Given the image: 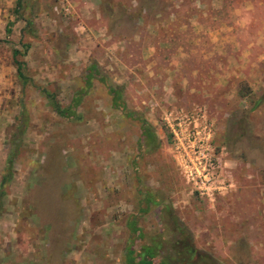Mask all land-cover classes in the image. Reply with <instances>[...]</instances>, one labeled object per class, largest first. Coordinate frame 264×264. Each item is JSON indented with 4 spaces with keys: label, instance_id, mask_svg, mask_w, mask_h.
Segmentation results:
<instances>
[{
    "label": "rangeland",
    "instance_id": "obj_1",
    "mask_svg": "<svg viewBox=\"0 0 264 264\" xmlns=\"http://www.w3.org/2000/svg\"><path fill=\"white\" fill-rule=\"evenodd\" d=\"M151 4L133 17L136 0H22L30 35L21 33L15 0H0V178L16 117L26 118L2 198L1 264H122L124 219L138 187L162 193L195 246L223 264H264V101L248 111L236 92L241 80L254 95L264 90V0ZM19 40L30 43L20 58L33 85L23 89L11 59ZM90 61L106 82L123 85L128 110L152 126L155 150L142 149L137 117L112 108L96 79L77 106L81 120L66 121L47 105L36 86L65 105L84 86ZM194 105L205 107L232 177L212 201L184 183L163 124L164 113ZM139 224L170 234L154 206ZM62 226L70 235L59 247Z\"/></svg>",
    "mask_w": 264,
    "mask_h": 264
},
{
    "label": "trees",
    "instance_id": "obj_2",
    "mask_svg": "<svg viewBox=\"0 0 264 264\" xmlns=\"http://www.w3.org/2000/svg\"><path fill=\"white\" fill-rule=\"evenodd\" d=\"M23 1L25 2L26 0ZM153 1L155 0H136V3L139 4L140 7L133 17L145 9L146 14L150 12V4ZM21 2L22 0H15L16 7L13 9L15 18L24 21L21 33L25 32L33 35L34 29L31 19L22 16L20 12H18ZM10 24L11 22L8 23V25ZM5 32H9V28H5ZM18 42L20 47L12 48L11 59L15 69L16 80L20 88L23 89L25 86L33 85L30 76H28L26 72L25 62L20 58L25 55L30 43L21 40ZM93 79L98 80V82L104 86L112 108L120 110L124 116L137 117L143 142L142 149L146 152L155 150L158 147L159 141L153 132L151 124L137 116L136 113L128 110L123 97V85L114 86L106 82L105 76L100 72L98 65L94 61H90L86 65L85 71L82 74L84 86L75 90L65 105L60 104L56 100L54 93H51L46 86L40 85L36 87L38 92L46 99L47 105H49L50 109L55 114L66 121L75 122L83 118V113L77 111V106L80 105L83 95L87 94V90ZM236 90L238 96L248 100L250 104L248 111H253L264 101V90L259 95H254L247 84L242 80L237 83ZM20 115L24 116L23 110H21ZM237 119L238 128H245L243 124L246 120L245 116L239 115ZM16 120H18V124L15 125L16 132L11 137L9 151L5 160V171L0 178V215L3 209L2 198L5 195V186L10 181L13 171L12 164L21 144V135L24 133L26 126L25 117H16ZM166 139L171 143V137L167 132ZM136 193L138 196L134 201L133 210L129 212L124 219L127 238L124 242L122 264H223L222 261L208 251L199 249L195 246L191 231L179 216L175 214L171 204L164 201L162 193L157 191L156 194H154L150 190H145L140 187L136 189ZM153 206L157 208L158 217L162 222V226L170 228V234L157 232L155 230L150 232L144 230L142 225L139 224L142 214L148 212ZM59 234L61 240L59 244L55 246L61 247V244L64 246L68 243L67 239L70 233L65 226H62L59 228ZM134 244H136V246H133ZM53 255L52 253L49 257L54 259ZM46 260L50 262L48 258ZM46 260L42 261L41 264H46Z\"/></svg>",
    "mask_w": 264,
    "mask_h": 264
},
{
    "label": "built area",
    "instance_id": "obj_3",
    "mask_svg": "<svg viewBox=\"0 0 264 264\" xmlns=\"http://www.w3.org/2000/svg\"><path fill=\"white\" fill-rule=\"evenodd\" d=\"M163 124L171 137V146L184 183L198 197L212 201L228 192L232 177L222 166L213 144L211 121L205 107L164 113Z\"/></svg>",
    "mask_w": 264,
    "mask_h": 264
}]
</instances>
